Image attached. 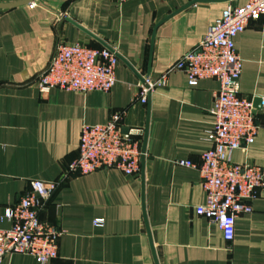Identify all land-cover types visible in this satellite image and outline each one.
<instances>
[{
    "label": "crops",
    "instance_id": "1",
    "mask_svg": "<svg viewBox=\"0 0 264 264\" xmlns=\"http://www.w3.org/2000/svg\"><path fill=\"white\" fill-rule=\"evenodd\" d=\"M245 1L33 0L0 9V228L11 224L2 218L5 208L26 193L29 180L41 179L56 188L39 217L60 230L57 256L47 264H264V187L226 240L196 212L205 201L198 170L174 163L198 164L212 146L207 133L219 84L204 78L191 86L171 68L227 4ZM86 31L118 55L112 88L39 92L36 78L61 43L103 47ZM234 43L243 60L239 95L256 105L258 129L231 160L264 167V15L249 21ZM143 75H166L145 104L136 100ZM116 111L123 112L122 127L142 129L141 149L147 125L143 172L141 164L133 175L116 168L69 172L81 125L104 123ZM95 218L103 224L93 225ZM0 264L36 263L9 253Z\"/></svg>",
    "mask_w": 264,
    "mask_h": 264
},
{
    "label": "built area",
    "instance_id": "2",
    "mask_svg": "<svg viewBox=\"0 0 264 264\" xmlns=\"http://www.w3.org/2000/svg\"><path fill=\"white\" fill-rule=\"evenodd\" d=\"M261 15H264V0H246L237 6L227 4L199 43L183 53L171 68L183 71L188 85L194 86L204 78H214L219 84L213 93L210 109L213 121L207 133L212 146L201 153L198 164L189 159H176L174 163L198 170L205 201L196 207V212L214 223L226 240L233 237L238 214L252 210V199L264 187L263 166L231 160L233 151L253 142L258 129L252 99L239 95L243 60L235 49L234 39L249 21ZM116 62L115 52L106 47L61 43L37 76L36 86L41 93L52 88L82 94L108 91L115 83ZM165 80L166 75L156 80L143 75L136 100L145 104ZM122 117L123 112L116 111L104 123L81 125L78 156L68 164L69 172L80 175L108 168L126 175L139 172L142 129L130 128L124 132ZM55 188L54 181L31 179L29 189L19 201L5 208L2 218L11 224L0 228V262L9 253L30 255L36 264H47L57 256L60 230L39 217V210ZM102 224L103 218L93 219V225Z\"/></svg>",
    "mask_w": 264,
    "mask_h": 264
},
{
    "label": "water",
    "instance_id": "3",
    "mask_svg": "<svg viewBox=\"0 0 264 264\" xmlns=\"http://www.w3.org/2000/svg\"><path fill=\"white\" fill-rule=\"evenodd\" d=\"M33 0H20V1H15V2H8V3H0V9H5V8H11V7H16L19 5H23V4H27V3H31ZM87 32V31H86ZM90 36L94 37L95 39H97L99 42H101V44L103 45V47H106L112 51H114L111 47H109L107 44H105L103 41H101L100 39H98L97 37H95V35H93L92 33L87 32ZM115 52V51H114ZM116 56L118 57L117 53L115 52ZM258 100H255V102ZM256 106V105H254ZM122 130L124 132H126L128 130L127 127H122ZM146 130H147V125L145 126V131H144V135H143V141H142V156L140 159V164H141V170L143 172V167H144V154H145V143H146ZM145 218V215H144ZM145 225H146V230L148 233V237L150 238V231H149V227L147 224V221L145 219Z\"/></svg>",
    "mask_w": 264,
    "mask_h": 264
}]
</instances>
